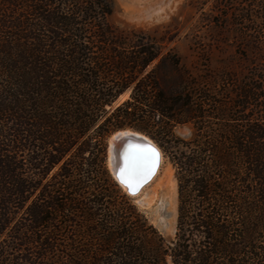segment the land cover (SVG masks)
I'll list each match as a JSON object with an SVG mask.
<instances>
[{"label":"trees","instance_id":"trees-1","mask_svg":"<svg viewBox=\"0 0 264 264\" xmlns=\"http://www.w3.org/2000/svg\"><path fill=\"white\" fill-rule=\"evenodd\" d=\"M250 2L264 47V0ZM111 4L0 0V264H264V87L235 82L212 113L234 123L178 140L204 116L201 93L163 89L150 68L163 39L111 25ZM123 129L170 154L173 239L108 172L106 139Z\"/></svg>","mask_w":264,"mask_h":264},{"label":"rangeland","instance_id":"rangeland-1","mask_svg":"<svg viewBox=\"0 0 264 264\" xmlns=\"http://www.w3.org/2000/svg\"><path fill=\"white\" fill-rule=\"evenodd\" d=\"M111 5L112 14L108 22L114 27L142 29L163 39L161 55L150 65L163 89L185 87L201 93L197 100L204 116L176 127L174 133L178 140H207L205 134L194 132L193 126H211L217 132L223 122L234 123L218 120L212 113L217 107L224 109V103L234 99L235 82L264 87V47L255 44L253 37L256 33L247 32L260 22L253 19L255 24L250 23L252 18L248 15L257 14L256 8L250 12V0H112ZM238 12L246 19H242ZM175 60L178 61L176 67ZM127 98L128 92L121 94L113 106ZM253 113L247 108L242 116ZM123 130L138 133L155 144L161 151L162 164L158 175L146 188L148 197L152 199L148 206H142L139 199L118 188L145 213L164 238L173 239L178 198L176 169L170 161V154L149 136L132 129ZM108 138L105 162L111 176Z\"/></svg>","mask_w":264,"mask_h":264},{"label":"water","instance_id":"water-1","mask_svg":"<svg viewBox=\"0 0 264 264\" xmlns=\"http://www.w3.org/2000/svg\"><path fill=\"white\" fill-rule=\"evenodd\" d=\"M118 131L113 132L109 136L108 141ZM149 148L152 149L149 144L134 136L123 137L116 142L114 147V152L116 151L113 161L115 176L119 177L124 182V185L130 188L132 193L139 191L151 178L158 166V154L156 152L155 157L145 159V150ZM111 176L116 182L112 173ZM116 183L120 187L118 182Z\"/></svg>","mask_w":264,"mask_h":264},{"label":"bare ground","instance_id":"bare-ground-1","mask_svg":"<svg viewBox=\"0 0 264 264\" xmlns=\"http://www.w3.org/2000/svg\"><path fill=\"white\" fill-rule=\"evenodd\" d=\"M126 136H134L138 139L143 140L145 143L149 144V146L155 150V152L158 154V166L154 172V174L151 176V178L139 189V191L137 193H132V191L130 190L129 187H127L126 185H124V182H122V180L119 177L115 176L114 173V168H113V161H114V147L116 145V142L120 139H122L123 137ZM110 142L108 141V146L109 148H107V153H108V163H109V170L112 173V175L115 177L116 182H118V184L120 185V187L132 198H137L140 200V202L142 203V206H148L149 201L151 202L152 199L150 197H148V194L146 192V188L154 181V179L156 178V176L158 175L159 169L161 167L162 164V154L160 149L153 144L152 142H150V140L148 138L143 137L142 135L138 134V133H133L131 131H118L116 133H114L111 138L109 139Z\"/></svg>","mask_w":264,"mask_h":264},{"label":"snow or ice","instance_id":"snow-or-ice-1","mask_svg":"<svg viewBox=\"0 0 264 264\" xmlns=\"http://www.w3.org/2000/svg\"><path fill=\"white\" fill-rule=\"evenodd\" d=\"M145 153H146L145 159H150V158L156 156L155 150L150 149V148H149V149H146V150H145ZM122 182H123V181H122Z\"/></svg>","mask_w":264,"mask_h":264}]
</instances>
